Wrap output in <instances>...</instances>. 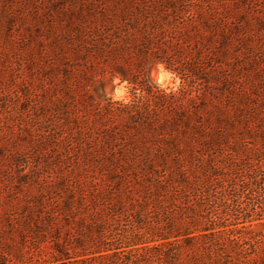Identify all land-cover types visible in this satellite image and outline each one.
<instances>
[{"label":"trees","instance_id":"obj_1","mask_svg":"<svg viewBox=\"0 0 264 264\" xmlns=\"http://www.w3.org/2000/svg\"><path fill=\"white\" fill-rule=\"evenodd\" d=\"M96 7L90 4L66 18L64 42L54 34L42 41L36 100L44 115L66 107L61 99L67 95L61 94L58 82L69 77L68 61L74 52L86 48L100 52L102 82L117 78L132 86L130 102H100V154L92 148L84 152L87 161L100 169V180L112 182V191L133 194L150 212V221L140 213L134 218L150 240L131 241L127 254L134 255L132 260L115 252L108 262L264 264L260 57H252L250 48L233 51L239 30L234 33L226 10L213 0H100V46L84 39L74 24L83 22L85 14H94ZM71 49L75 51L67 54ZM245 54L247 65L242 64ZM158 64L180 72L188 84L170 94L150 85L149 70ZM51 99L57 101L54 107ZM72 108L74 127L81 128L83 111L77 102ZM68 125L73 129V121L62 127ZM45 137L47 147L66 141L50 133ZM1 138L0 133V160L6 156ZM13 161L18 165L17 158ZM2 191L0 187V197ZM243 197L249 199L246 206L239 201ZM63 204V213L57 211L62 216L71 209L69 201ZM43 205L24 203L26 210L20 213L4 212L0 203V226L19 230L24 237L43 228L38 234L47 238L56 209L48 206L45 213ZM218 208L230 211L237 223L213 219L212 209ZM4 234L0 230V243ZM55 250L67 257L63 247ZM67 259L58 256L55 264H66Z\"/></svg>","mask_w":264,"mask_h":264},{"label":"rangeland","instance_id":"obj_2","mask_svg":"<svg viewBox=\"0 0 264 264\" xmlns=\"http://www.w3.org/2000/svg\"><path fill=\"white\" fill-rule=\"evenodd\" d=\"M213 1L226 10L234 33L239 30L240 38L236 36L233 51L244 53L250 48L251 56L261 59L259 68H264V0ZM90 4H97L95 13L85 14L83 22L75 20L74 24L79 25L84 39L89 37L100 46V0H0V133L6 147V156L0 160V187L4 189L0 203L4 212L21 213L23 204L31 201L43 202L41 211L45 213L48 206L56 209L54 226L47 238L38 234L43 228L24 237L21 231L6 230L1 224L0 230L5 234L0 243V264H55L58 256L68 258L66 264H120L109 263V257L119 252L132 260L134 255L127 254L131 241L150 240L145 229L134 222L139 213L150 221L149 210L141 207L143 200L130 193L112 191V182L101 181L100 169L94 168L84 155L88 148L100 154V102L124 103L113 99L119 86L114 81L126 85L128 102L134 93L132 86L117 78L102 82L100 52L86 48L77 53L71 49L67 54L75 51V56L69 57L70 75L58 82L61 94L67 95L61 99L66 107L44 115L36 100L41 81L37 58L42 41L48 42L54 34L64 42L66 18ZM244 58L242 64L247 65L246 54ZM184 62L183 69L187 66ZM158 65L150 68L149 83L170 94L174 91L161 89L154 82L152 73L158 71ZM166 70L181 81L175 91L188 84L189 79L180 72ZM261 76L264 79L263 73ZM51 100L48 104L54 107L57 101ZM72 101L83 111L81 128L74 127L76 112ZM68 113L70 117L63 119ZM69 121H73V129L68 125L63 130L62 126ZM48 133L66 141L61 146L47 147L44 142ZM65 200L70 202L71 209L62 216L59 213H63ZM239 201L246 206L249 199L243 197ZM33 211L36 209L30 212ZM212 212L213 219L226 225L237 223L228 210L223 213L218 208ZM55 246L63 247L67 257L59 254Z\"/></svg>","mask_w":264,"mask_h":264},{"label":"clouds","instance_id":"obj_3","mask_svg":"<svg viewBox=\"0 0 264 264\" xmlns=\"http://www.w3.org/2000/svg\"><path fill=\"white\" fill-rule=\"evenodd\" d=\"M158 71L152 73L155 84L161 89H170L175 91L181 84V81L178 77H176L173 73L166 70V68L162 65L157 66ZM114 84H118L119 86L114 90L113 99L117 101H123L127 103V87L124 84H120L119 81H114ZM141 93L137 91V95Z\"/></svg>","mask_w":264,"mask_h":264}]
</instances>
